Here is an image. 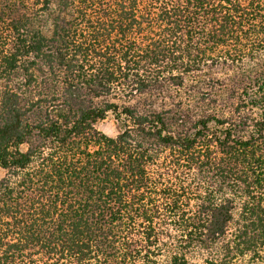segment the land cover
Instances as JSON below:
<instances>
[{
    "label": "trees",
    "instance_id": "trees-1",
    "mask_svg": "<svg viewBox=\"0 0 264 264\" xmlns=\"http://www.w3.org/2000/svg\"><path fill=\"white\" fill-rule=\"evenodd\" d=\"M0 168V264H264V0H0Z\"/></svg>",
    "mask_w": 264,
    "mask_h": 264
},
{
    "label": "rangeland",
    "instance_id": "rangeland-1",
    "mask_svg": "<svg viewBox=\"0 0 264 264\" xmlns=\"http://www.w3.org/2000/svg\"><path fill=\"white\" fill-rule=\"evenodd\" d=\"M97 129L110 137H114L120 132L116 121L110 116L100 121L97 124ZM4 173L5 172L0 168V178L3 177Z\"/></svg>",
    "mask_w": 264,
    "mask_h": 264
}]
</instances>
